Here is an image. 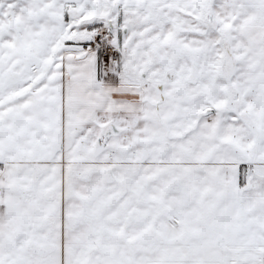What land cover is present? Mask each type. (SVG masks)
<instances>
[{
  "label": "snow or ice",
  "instance_id": "snow-or-ice-1",
  "mask_svg": "<svg viewBox=\"0 0 264 264\" xmlns=\"http://www.w3.org/2000/svg\"><path fill=\"white\" fill-rule=\"evenodd\" d=\"M0 264H264V0H0Z\"/></svg>",
  "mask_w": 264,
  "mask_h": 264
}]
</instances>
